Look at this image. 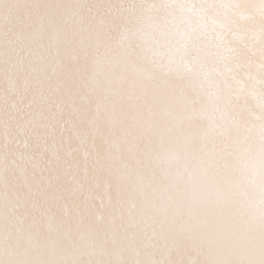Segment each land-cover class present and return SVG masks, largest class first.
<instances>
[{"label": "snow or ice", "instance_id": "obj_1", "mask_svg": "<svg viewBox=\"0 0 264 264\" xmlns=\"http://www.w3.org/2000/svg\"><path fill=\"white\" fill-rule=\"evenodd\" d=\"M0 264H264V0H0Z\"/></svg>", "mask_w": 264, "mask_h": 264}]
</instances>
